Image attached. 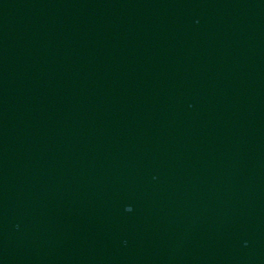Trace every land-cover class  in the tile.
I'll return each instance as SVG.
<instances>
[{
    "label": "water",
    "instance_id": "water-1",
    "mask_svg": "<svg viewBox=\"0 0 264 264\" xmlns=\"http://www.w3.org/2000/svg\"><path fill=\"white\" fill-rule=\"evenodd\" d=\"M0 264H264V0H0Z\"/></svg>",
    "mask_w": 264,
    "mask_h": 264
}]
</instances>
